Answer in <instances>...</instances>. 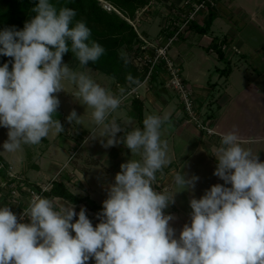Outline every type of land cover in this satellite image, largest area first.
<instances>
[{
    "label": "clouds",
    "instance_id": "9594fccd",
    "mask_svg": "<svg viewBox=\"0 0 264 264\" xmlns=\"http://www.w3.org/2000/svg\"><path fill=\"white\" fill-rule=\"evenodd\" d=\"M31 11L35 16L22 30L0 31V55L13 58L11 70L9 63L0 66V127L8 129L4 151L14 153L64 131L54 117L60 106L55 94L65 91L66 81L75 87L74 100L92 109L102 146L124 144L139 159L120 165L95 227L84 207L77 213L71 202L58 206L36 194L19 217L28 223L18 222L8 205L0 207V264H87L90 258L95 264H264V162L243 147L238 127L220 134L214 155L213 175L231 187L215 184L200 199L192 198L191 222L177 238L169 224L176 218L164 213L177 192L153 187L156 174L170 163L168 143L161 139L169 114L146 115L143 127L130 131L109 119L139 80L129 74L127 88L114 94L86 72L72 70L63 63L65 53L71 51L86 68L105 48L90 40L85 21L73 23L74 9L38 0ZM120 58L128 64L126 53ZM66 120L81 124L75 110ZM198 180L182 170L174 176L182 191L194 189Z\"/></svg>",
    "mask_w": 264,
    "mask_h": 264
},
{
    "label": "crops",
    "instance_id": "0c3cea01",
    "mask_svg": "<svg viewBox=\"0 0 264 264\" xmlns=\"http://www.w3.org/2000/svg\"><path fill=\"white\" fill-rule=\"evenodd\" d=\"M156 1V4L139 10L142 13L139 15L144 16L143 19L142 16L141 18L138 16L144 23L143 28L140 26L143 30L140 33L144 36L158 37L161 30L160 26L154 33H151V27L155 22L157 26L158 23L161 24L163 19L166 18L171 2L174 0ZM214 9L216 10V16L207 33L202 34L190 29L182 35L185 39L192 36L193 40L195 42L197 40L201 46L198 52L199 55L197 54L198 58L189 62L192 65L191 70L184 71L183 69L185 61L189 59L192 53L191 46L187 47L184 43L179 49H174L173 52L170 51V54L181 66L184 78L192 87L196 98L199 99L200 111L215 120L214 128L217 133L208 134L199 128L196 122L188 119L176 91L166 86L165 82L169 74L163 66L157 68L152 80L145 83L147 86L144 84L139 88L142 93L139 98L143 104V120L149 114L163 115L167 113L170 117L169 123L164 126L161 137L162 140H166L168 143L167 155L170 163L163 168V170L167 169L166 172L162 170L158 173L154 185L156 191H160V189L168 190V185L172 184L170 180L173 179L174 183V171L178 172V166H181L182 160L185 164L190 163L191 159L193 160L194 153L199 152L203 158L212 161V166L216 167L217 161L214 155L215 150L220 146V134L230 131L233 125L238 127L239 135L245 141L243 147L251 149L253 154H258L259 161L264 162V0H218ZM149 10L154 13L150 18L149 15L145 16L144 14L149 13ZM205 18H201L198 23L202 25ZM166 35H163L164 38L161 41H164ZM216 42H218V46L223 52V59L219 57L216 47L213 46ZM209 59L214 60L216 74L219 73L217 77L215 75V79H213V74L210 73L211 64ZM224 69L225 71H223ZM59 108L62 112V118L59 121H62L66 115L60 106ZM132 114H134L133 105H126V108H122L116 113L113 112L109 119H115L117 123L130 131L137 128L139 123L137 121L136 127L129 124L132 119L136 118ZM77 129L76 133L71 134V139L63 131L65 134L63 132L57 134L55 140L63 147H66L68 142L74 144L72 141L75 142L76 146V144H79V130H81L80 128ZM95 132L89 131V138L86 141L88 147L95 152L94 155H98L100 161L103 162L95 164H103L110 171L113 170L111 171L113 174L111 185L114 183L115 175L120 172V160L123 155L127 157V154L131 155V152L124 144L104 148L101 144V129L98 128ZM122 135L123 133L117 134L118 137ZM58 137L60 138L58 139ZM47 140L46 142H49L48 138ZM80 142H85V138ZM61 148L57 147L58 150H61ZM0 157L11 164L2 149H0ZM18 162L17 168L31 177V171L34 168L30 169L25 165L28 163L27 160L18 159ZM32 166L38 168V175H42L43 179H47L49 175L55 174L60 169L59 164L52 162H49L45 169H41V166L38 167L35 164H32ZM171 170H173V177L170 174ZM34 171V173H37L36 170ZM187 173L192 176L190 171ZM92 174L93 172H88L87 180L84 183L88 187H92L91 191L94 193L98 192V187L91 183ZM65 176L68 177L67 174ZM3 177L0 182H4L5 185H0V207L8 205L11 211L16 214L19 208L11 201L10 189L8 188V191L6 187V183H10L9 175L6 173ZM164 177L166 178L163 180ZM60 181H63L73 193L88 196L89 199L94 200L91 191L79 194L69 186L67 181L65 182L62 179ZM225 187L230 188L231 185L227 184ZM25 192L23 191V193ZM55 199V204L58 206L70 202L61 197ZM92 201L85 200L81 203H71L75 206L74 210L77 213H79L81 207H84L86 215L95 227L100 221L97 219L96 214L98 212L94 209L95 204ZM179 209L180 212L178 210L172 211L169 208L165 214H173L174 212L176 219L171 223L169 222L170 226L171 224H179L183 228L184 224H190V220L182 219L184 213H181V211H185V209ZM75 219H78V216L74 217L73 222H75ZM72 235L74 236L75 233L73 232ZM87 264H95L94 258H90Z\"/></svg>",
    "mask_w": 264,
    "mask_h": 264
},
{
    "label": "rangeland",
    "instance_id": "374dc122",
    "mask_svg": "<svg viewBox=\"0 0 264 264\" xmlns=\"http://www.w3.org/2000/svg\"><path fill=\"white\" fill-rule=\"evenodd\" d=\"M141 13V11H139L136 15V19L134 20V24L138 27L139 32L143 31L140 26L143 28V21L141 19L138 18V16L143 19V15H139ZM151 10H149V13H144L145 16L149 15V18L152 16ZM142 14V13H141ZM154 15V13H153ZM165 19V18H164ZM164 19L161 22V24L158 26L156 25V22L154 23V25H152L151 27V33H154L156 31L157 28H161V25L164 23ZM152 39H158V37H151ZM190 39V40H189ZM187 40V41H186ZM185 43V45L187 47L191 46V54L189 56L188 60H184L185 64L183 66L184 71H188L191 70L192 65L189 63L190 60H193L198 58L197 54L199 55V50L201 49V46L199 45V43L193 40V37L191 36L190 38H183L182 36L178 39H176L174 41V43L172 44L170 51L173 52L174 49H179L180 46H182ZM122 52L126 53V55L133 56V51H129L126 48H122ZM132 54V55H131ZM183 58V57H182ZM63 63L65 64H69V67L72 70L75 71H84L86 72L95 82H97L98 84H100L102 87H105L106 89H109L111 92L115 93V94H119L118 90L120 87H124V83H121V85L119 84L118 86V81L115 78H111L110 76H108L106 73L92 67V66H88L85 67H81L78 63V61L74 58V56L71 53H65L63 55ZM199 60V59H198ZM209 63L210 65V73L213 74V79H215V75L217 77L216 74V65L214 63L213 59H209ZM182 76L183 72H182ZM188 82V81H187ZM64 86H65V91H61L59 93H56L55 95L58 97V99L60 100V107L63 109V111L65 112V118L60 121L63 128H64V132L66 133V136H68L69 139L72 138L71 134L76 133V131H78L77 128H80V139H79V144H76L75 146V142L72 141L74 144L68 142L66 144V147H63L59 144V142L57 140H55V138L57 137V134H54V131L50 132L49 135L47 136V138L49 139V142H46L47 138H43L41 140V142L37 145H22L21 149L17 150L14 153H8L5 152L3 149V143L7 140V132L8 129L4 128V127H0V149H2L4 151V153L8 156V159L10 161V166L11 169L9 170V172H11V174L15 175L16 178L12 181H15V183L7 185V189H10L9 194L11 195V201L14 203V205L19 208L18 210L20 211L22 207L28 206L29 203V197L28 194L23 193L22 188H21V184L19 182L24 181L23 183H29V184H44L49 182L51 179L56 178L57 180H65V182L67 181V183L69 184V186H71V188L73 190H75V192L79 193V194H85L84 192H89L91 191L92 187H88L87 184L84 183V181L87 180V174L88 172H93L92 174V180L91 183H93L95 186L98 187V192H90L91 195H93L94 200L92 201L91 199H89V201L94 204H98V205H102L103 201L107 198V191L108 188L110 186V182L111 179L113 177V174L111 171L113 170H109V168H107L105 165L103 164H98L96 165L95 163L100 162V158L98 157V155H94L95 152H93L89 147H88V142L86 141L87 138H89L88 136V132L92 131L93 133L98 129L95 125L94 122L92 120L91 117V111L92 109L88 108L85 105L80 104L79 102L75 101L72 93L75 91V87L73 85L68 84L66 81L63 82ZM147 83V81H143L141 82V84L139 85V87L136 88V91L133 92V94H137L136 96H142V93L140 92L139 88L141 86H144V84ZM146 85V84H145ZM147 86V85H146ZM174 91V90H173ZM178 95V94H177ZM179 96V95H178ZM132 95H128L127 99H125L123 101V103L120 105V107L115 111L118 112V110L120 111L122 108H126V105H132ZM198 99V98H197ZM199 102V99H198ZM72 110H75L78 114V116H81V124L80 125H75V124H69L66 120V117L70 114V112ZM202 113V112H201ZM204 114V113H202ZM134 117L135 114H132ZM57 116V115H56ZM207 116V115H206ZM137 118V117H136ZM132 119L130 121V125L131 126H135L137 121L139 122L137 127L141 128V124L140 121L138 120V118L136 119ZM213 122L215 123V120H213ZM140 124V125H139ZM214 126V125H213ZM136 127V126H135ZM132 128V127H131ZM100 129V128H99ZM63 132V133H64ZM206 132V131H205ZM64 133V134H65ZM97 133V132H95ZM60 137H58L59 139ZM85 138V142H80L82 141V139ZM62 139V138H61ZM63 140V139H62ZM48 141V140H47ZM180 144V142H179ZM57 147H62L61 150H58ZM78 147V148H77ZM192 157V156H191ZM190 157V158H191ZM189 158V159H190ZM18 159L20 160H27V167H29L30 169L34 168L33 171H31L32 176H28L25 172L22 173L18 168ZM130 159H139L138 156H134V155H130L127 154V157L123 155L122 159L120 160L121 163H126L128 162ZM49 162H52L54 164H59L60 169L57 170V172L55 174H51L48 176L47 179H43L44 177H42V175H38V168H36L35 166H32V164H35L36 166H41V169H45L48 165ZM23 164L25 162H22ZM21 163V164H22ZM168 166V165H167ZM214 166H212V161H209L206 158H203L202 155L197 152L193 154V160L191 159L190 163H186L182 160L181 166H178V172H180L181 170L187 174L188 177L189 174L187 172L190 171V173L197 177H199V180L196 182L195 184V188L194 189H189V190H184L182 191V189L178 188L174 183H173V179L170 180L172 182V184H169V188L168 190H162L160 189V191H166L167 193H176L175 197H174V203L170 204L168 208H166L164 210V213H167L168 209H172V211H176L178 210L180 212V209H185V211H181V213H184L182 215V219L184 220H190L191 222V212L192 209L190 208V200L192 198H196V199H200L206 190H209L211 188V186L215 185V184H222L224 186H226L223 182V180H221L219 177H216L215 175H213L214 171H215ZM36 170L37 173H34ZM49 170V169H48ZM80 171V172H79ZM82 171V172H81ZM164 172L167 171L163 170ZM3 172V171H2ZM173 170H171L170 174L171 177H173ZM174 176L177 173L176 171H174ZM100 173V175H99ZM159 173V172H158ZM158 173L156 174L158 176ZM5 172L0 173V181L3 180V176H5ZM34 174V177H33ZM67 174V178L66 175ZM36 176V177H35ZM33 178V179H32ZM38 178V179H37ZM166 177L163 178V180ZM35 179V180H34ZM11 181V182H12ZM10 182V181H9ZM4 184V182H0V185ZM153 187H155L153 185ZM89 188V189H88ZM164 188L166 189V187L164 186ZM8 189V191H9ZM180 191V192H179ZM13 198V199H12ZM55 203H56V199H55ZM18 212H16L17 214ZM174 215V212L173 214ZM171 223V221H170ZM172 228L175 229V233H176V237H179V233L182 230L181 225L179 224H171Z\"/></svg>",
    "mask_w": 264,
    "mask_h": 264
},
{
    "label": "trees",
    "instance_id": "16d2710c",
    "mask_svg": "<svg viewBox=\"0 0 264 264\" xmlns=\"http://www.w3.org/2000/svg\"><path fill=\"white\" fill-rule=\"evenodd\" d=\"M105 1L111 3L116 9H106L101 0H51L57 8L69 7L74 9L77 15L73 23H75L76 20L85 21L86 25L91 30L90 40L98 42L105 48V54L102 55L97 62H89L88 66H92L106 73L107 75L115 78L119 83H124L127 88L126 77L129 74H131L133 78L138 79L139 82H142L148 71V66L145 65L140 67L136 65L132 56L129 57L127 55L129 61L127 65H125L123 60L120 58L122 48H126L134 53V51H138L140 46L144 43L139 32L127 18L135 19L138 11L148 5L150 0ZM37 3L38 0H0V31H3L6 27L12 26H15L17 30H22L25 22L30 21L35 16V13L31 10ZM214 8L215 7L213 6L209 7L207 17L202 25L198 22H193L191 23L190 28L202 34L207 33L216 16V10ZM167 30L168 29L166 28H161L158 39L149 38L159 41V38H161ZM167 33L172 34V32ZM213 46L216 47L219 57L223 59V52L218 46V42L214 43ZM68 53H71V51ZM12 60L13 58L11 57L0 55V66H3L4 63H9V70H11L12 65L10 61ZM161 66L166 69L164 62H161L157 68H160ZM225 69L223 71H225ZM155 71L152 73L149 80H152ZM131 99L134 114L143 127L142 101L139 96L136 95H133ZM54 118L61 120L62 112L60 108L57 109ZM0 160L4 161L1 157ZM4 162L8 165L6 161ZM14 179L15 178H11L10 180L12 181ZM36 185L37 184H34L33 186ZM46 195L49 198L61 197L72 203H81L85 200H89L88 196H80L73 193L63 181L57 179L54 180L52 188L46 191ZM94 209L97 212H101L102 205L95 204Z\"/></svg>",
    "mask_w": 264,
    "mask_h": 264
},
{
    "label": "built area",
    "instance_id": "2783aa9c",
    "mask_svg": "<svg viewBox=\"0 0 264 264\" xmlns=\"http://www.w3.org/2000/svg\"><path fill=\"white\" fill-rule=\"evenodd\" d=\"M103 6L108 9H116L111 3L105 0H101ZM156 4V0H150L149 4L145 7L152 4ZM218 0H174L171 2L170 9L166 14V18L161 28L168 29L164 41H161L163 37L159 38V41L152 40L149 37L142 35L138 27L134 24L135 19H130L129 22L135 27L139 32L140 37L143 40V44L140 46L138 51L133 53V61L136 65L148 66V71L146 77L143 81H148L152 73L158 67L161 62H164V65L167 69L169 77L166 81V86L176 91L180 97V102L183 106L184 111L186 112L188 119L197 123L199 128L206 131L208 134H216L217 131L214 128L213 118L206 117L205 114H202L199 109V103L194 95V91L187 80L182 76L181 66L175 61V59L170 54V48L173 42L180 38L182 34L190 31V25L193 22H198L201 18L207 17L208 9L210 6L216 7ZM142 81V82H143ZM141 83V82H140ZM121 85V83H118ZM125 87V85H124ZM139 87V86H138ZM137 95V94H131ZM11 169L10 164L6 165L4 161L0 160V172H6L9 175V179L16 178L15 175L11 174L9 170ZM56 178L51 179L49 182L44 184H39L36 186L30 185L29 183L19 182L23 191H26L28 197L31 199L33 194L40 195L42 197L49 198L46 195V191L52 188L53 182ZM11 181V180H10ZM14 184L15 181L6 183L7 185ZM5 185V184H3ZM56 197H51L55 203ZM29 199V200H30ZM22 207L20 211L16 214L18 217V222L28 223V218L25 217L23 221L19 220L20 215L23 213Z\"/></svg>",
    "mask_w": 264,
    "mask_h": 264
}]
</instances>
